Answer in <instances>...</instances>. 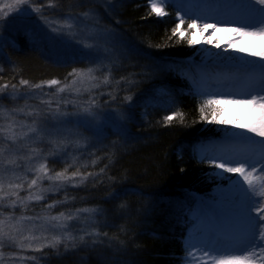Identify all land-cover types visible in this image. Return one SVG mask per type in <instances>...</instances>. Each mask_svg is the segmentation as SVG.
Returning <instances> with one entry per match:
<instances>
[{"label":"snow or ice","instance_id":"1","mask_svg":"<svg viewBox=\"0 0 264 264\" xmlns=\"http://www.w3.org/2000/svg\"><path fill=\"white\" fill-rule=\"evenodd\" d=\"M30 0H5L0 3V52L9 45V41L4 35L5 24L8 23V18L15 13L13 23L24 22L20 18L21 13H27ZM150 15L154 14L156 17L164 18L168 15L166 8L169 7V0H149ZM49 8H56L58 5L54 0H49ZM111 4H106L105 8L111 7ZM194 9L196 10L194 12ZM31 11L38 14L39 18L44 21V24L57 35L67 31L69 36L74 37L76 33L72 31L75 25L70 19L65 18L62 21H57L60 26H53V22L48 20L43 15L42 5L31 4ZM81 16L90 20L93 25H99L102 17L94 9L82 12ZM225 16L228 19L220 20L217 17ZM176 18L178 23L172 28V34L179 36L187 41L188 45H193L198 41L195 39V32L192 30L202 29L207 31L209 28L213 31L226 30L234 34H239L241 43L238 45L234 41L229 42V47L240 52L248 53L260 59L255 62V67L250 76L247 88L248 91L243 98L218 97L216 95H209L200 105V119L217 122V117L223 110L220 106L225 104L251 105L253 109L259 108L261 115L259 118H253L250 122L238 125L246 130L245 133L234 134L233 147L230 150L224 151L219 155H207L200 153L198 158L201 164L206 163L209 169L218 176L222 181L227 182V187L232 191L237 199L234 201L235 213L233 222L237 225L232 232H222L215 227L216 217L206 216L203 211V200L199 198L178 197L170 201L171 207L178 212L184 214L186 225H190L188 236L184 239V246L186 254L180 257L185 264H264V0H246L243 4H237L232 0H200L199 3H189L180 7L176 11ZM75 19V17H72ZM213 23H209V20ZM119 23V22H117ZM187 24L186 29H181V25ZM232 24L234 27L218 28V24ZM88 27V26H85ZM185 32H189L190 36H186ZM116 29L110 27H91L88 28L86 36L79 41L83 47L88 49L90 53L109 59L111 57L119 59H130L133 57H140L149 60L153 68L157 71L161 69L160 66L153 60V58L143 49L137 48L134 45L126 46L123 50H117L115 45L109 47V43L115 36ZM244 37H250L251 40L245 42ZM46 38L41 36L39 38H31L30 42L38 46L41 41ZM92 41L87 43L86 41ZM259 42V50H256V42ZM211 43V41H208ZM14 46V43H13ZM219 46V45H217ZM159 47V45H157ZM58 63V66H62ZM2 71V67H0ZM96 71L93 67L87 69H78L73 67L68 76L71 80L67 83H62L59 79L41 80L39 83L30 84L26 79L20 80V85L27 86L29 91L21 94L17 85L0 84V94L5 93L9 87L12 92L8 95L15 100L23 96H33L32 89L43 91L45 85L51 88L58 85L56 92L53 94L56 99V112L53 117L58 121V125L52 130L48 131L47 116L42 117L40 109L33 108L26 113L35 117L32 123L26 124L19 122L18 124L13 120L7 126L0 125V264H5L4 257L6 253L2 250L6 247H15L20 250H33L34 252H41L45 248L56 250L57 257L66 255L70 250H77L80 247H87L90 249L97 248L103 241L100 239L101 235L107 236V233L101 234L97 228H92L91 231L81 230L83 234L75 235L70 231L72 225L69 222L78 221L81 213H97L96 208L77 209L75 212L58 213L57 215H49V213L57 206H63L65 201H53L52 203L44 205L43 214L37 216H15L14 211H5L7 208L15 209L19 206L21 209H27L29 203L32 201L42 202L47 199V193L67 191V185L83 184L89 177H95V173L85 172L81 173L79 168L76 171H69L70 167L75 164V159L72 165H67L61 171H56L51 174L47 163H40L38 166L32 167L31 161L34 156H39V149L32 148L31 154L26 156L19 155L21 147L28 146V143H36L38 140L42 141L45 136L50 138V143L56 146L58 150H62V146L66 145L65 140H57L52 138L59 135V125L66 123L70 117H76L77 123L84 128L85 131L91 132L92 136H83L82 139L86 144L91 145L94 140L95 143H102L105 138V125L115 129V134L118 138H130L129 123L134 119L133 109L137 107L142 101L139 98H134L133 95H126L124 100L126 105L124 108L114 110L110 114L104 115V124H94L96 117L100 115L98 109L100 105L97 104L96 99H90L85 102L86 106H81L78 111L74 113L60 112V104L74 103L64 99L60 96L65 91L80 92L81 89L77 85H82L86 81L92 82L97 79L94 75ZM67 80V77L65 78ZM123 80L124 77H121ZM104 84L109 83L108 76L104 77ZM119 83V82H118ZM99 84H91V87H99ZM89 90V89H85ZM5 97L0 95V100ZM115 101L116 97L111 96ZM42 104H47L48 109L51 110L52 100H42ZM145 107L149 105L144 101ZM210 110V112H209ZM13 112H24V108L12 109ZM9 110L0 105V116L7 117ZM182 113L173 112L171 115L165 116L164 124H169L175 117L181 116ZM147 117V112L144 113ZM183 122V121H181ZM222 124H233L235 120L220 119L218 121ZM19 127L21 131L15 132L14 129ZM26 129V131L24 130ZM251 133L253 135H247ZM260 137L261 139H256ZM21 141H25L21 145ZM80 141L77 140L76 144ZM115 147L117 141H113ZM12 145H17L13 148ZM53 158H57L56 153H49ZM115 153L113 152V157ZM193 155H197L195 152ZM24 159L29 162V167L26 171L33 172L30 182H27V195L21 196V189L25 188V181L28 180L26 174H18L15 169L19 167L17 161ZM47 161V157L43 158ZM99 159V158H98ZM96 161H93L95 164ZM11 165L10 169L8 166ZM107 167V166H106ZM104 172L105 169H100ZM79 177V180L76 178ZM51 181L47 187L43 182ZM110 181H114V177H109ZM19 181V182H16ZM125 181L121 180L118 183L123 184ZM219 187V186H218ZM147 196L149 200L153 199L151 193H144L143 190L137 189L136 192H131L128 188H111L105 193L104 199L106 201H121L118 205L119 209L127 210L129 202L127 197L130 196ZM123 198V199H122ZM74 199V198H73ZM194 205V206H193ZM187 209V211H185ZM151 209L149 208V211ZM91 220V216L88 217ZM30 222L26 227L25 222ZM36 221H40L39 224ZM58 232L59 234H49ZM27 233V234H26ZM194 233H201L199 237L194 236ZM91 240V243L88 241ZM64 245L65 252L60 253L58 246ZM121 246L115 247L111 251V255L106 252H98L97 258L100 264H131V262L124 258L127 252L124 242H120ZM197 245H200L197 247ZM12 257H19L18 261H9L8 264H26L27 261H36V256H25L23 252L13 251L8 253ZM43 258V257H40Z\"/></svg>","mask_w":264,"mask_h":264},{"label":"trees","instance_id":"2","mask_svg":"<svg viewBox=\"0 0 264 264\" xmlns=\"http://www.w3.org/2000/svg\"><path fill=\"white\" fill-rule=\"evenodd\" d=\"M56 3V9L62 14L96 10L103 21L125 38L126 46L143 49L166 70L157 71L149 60L140 57L125 58L115 65L119 80L111 83L112 87L100 88L98 101L102 103V98L112 101L111 96L137 95L140 100L149 101V106L145 107L147 117H139L138 105L128 125L130 138L113 136L115 130L113 134H106L107 138L94 148L96 163H90L88 168L95 177L58 192L57 201L67 198V202L55 207L57 212L96 208L98 211L88 227L97 228L101 234L106 232L107 236L101 235L103 243L95 249L80 247L59 258L56 250L44 249L37 255V264H100L97 253L103 251L111 255L113 248L121 246V241L127 248L124 258L131 264H183L180 257L185 255L181 243L185 217L171 207L170 201L178 197L192 199L193 194L208 195L217 182L209 166L201 164L193 153L197 154L200 141L220 135L219 125L211 120V115L209 121L200 119L199 109L204 99L193 93L185 76V71L191 69L188 58L195 49L172 34L177 24L175 11L167 7L168 15L164 18L150 15L148 0H58ZM106 4L112 6L106 10ZM4 35L10 43L0 52V84L20 87L23 86L21 79L30 84L53 78L67 81L71 69L88 59L84 53L82 57L74 51L64 53V48L54 43L45 28L30 17L22 24L6 23ZM185 35L190 36L189 32ZM41 36L46 38L38 46L30 42L31 38ZM55 49L60 50L58 56L55 54L60 60L51 58ZM123 104L126 105L124 101ZM173 112L183 115L165 125L163 118ZM113 141H117L115 147ZM57 164L63 165L49 161L53 170L58 169ZM102 168L104 172L100 171ZM109 177L115 180L110 181ZM121 180L125 182L118 183ZM113 187H125L131 192L140 189L151 193L153 199L127 197L129 208L122 211L118 207L121 201L104 199L105 193ZM58 251L64 253L65 249Z\"/></svg>","mask_w":264,"mask_h":264},{"label":"rangeland","instance_id":"3","mask_svg":"<svg viewBox=\"0 0 264 264\" xmlns=\"http://www.w3.org/2000/svg\"><path fill=\"white\" fill-rule=\"evenodd\" d=\"M58 0H54V2H57ZM5 2V0H0V3ZM169 2H173L177 5V10H179L180 7H183L189 3H191V0H169ZM200 0H192V4L199 3ZM221 2H224V0H221ZM232 2L237 4H243L246 2V0H232ZM36 3L39 5H42V12L45 17L48 18V20L53 22V26L59 27L60 25L56 23L57 21H62L65 18L70 19V21L75 25V27L72 29L76 33L74 37L69 36L67 34V31L64 33H61L59 35L52 33L51 30L44 24V21H42L39 18V15L31 11V4ZM49 0H30L29 5H26V7L29 9L28 12L21 13L20 18L24 19V22H26L29 17L33 18L34 21L38 22L42 28H45L47 33L49 34L51 40L63 47V52L68 53L70 51H74L78 56L82 57L81 54L83 53L88 56V59H84V61L81 63V65H78V69H87L88 67H93L96 69L94 72V75L97 77L95 81L92 82H85L82 85H77L81 89V91L78 93L76 91H65L64 93H61L60 96H62L64 99L74 101V103H68L60 104V112H67V113H74L79 110L81 106H86L85 102L89 101L90 99H96L97 104L100 105V109H98V112L100 115H98L93 121L94 124L97 125H103L104 124V115L112 113L114 110L119 108H124L126 101L124 100V97L120 96V101H109V99H103L102 103L98 101V97L101 93H98L100 91V88H103V86L106 87H112L111 83H114V81L119 80V77L117 78L114 67L118 64L119 59L117 60L115 57H111V62L109 59L103 58V54L100 56H97L95 54H92L89 52L88 49L83 47L82 43H79L80 40H82L88 31V28L91 27H110L112 26L108 25L103 19H100L99 25H93L92 22L85 17L81 16L82 13H65L62 14L61 12H58L60 9L56 8H49L48 6ZM149 5V0H148ZM150 7V5H149ZM89 10V9H88ZM87 10V11H88ZM56 11V15H52L51 12ZM96 11V10H95ZM196 10L194 9V12ZM97 12V11H96ZM16 17V14L13 13L9 18L8 22L13 21V18ZM72 17H75V19H72ZM160 18V17H158ZM217 19L224 20L228 19V17L220 16L217 17ZM176 21L178 22L177 18ZM209 23H213V20H209ZM187 28V24H184ZM181 25V29H186ZM88 26V27H85ZM235 25L232 24H218V28L224 29L228 27H234ZM195 32V39L198 41L197 43L191 45L192 48H194V53L190 55L191 61H195L197 64V78L195 80L191 79V84L193 86V90L195 89L199 94H201L204 98H207L209 95H216L218 97L224 98V97H234V98H243L245 94V90L241 89V82L245 79H249L250 76L253 73L255 62H257L260 58L256 56H252L248 53L240 52L238 50H234L233 48L229 47V42L234 41L236 44L241 43V39L239 38V34H234L230 31L226 30H218L213 31V29L209 28L207 31H203L202 29H195L192 30ZM186 33V32H185ZM119 32L115 33V36L112 38V41L109 43V47H112L115 45L117 50H123L126 47L127 41H125V38L119 35ZM190 34V33H189ZM250 37H244L243 41L247 42L251 40ZM211 41L209 43L208 41ZM87 43H91L92 41L88 40ZM219 45V46H217ZM128 46V45H127ZM256 50H259V42L257 40L256 42ZM58 56L60 54V50H54V56ZM60 58V57H58ZM61 59V58H60ZM59 59V60H60ZM250 69L252 71H250ZM108 76L109 83L104 84L103 80L104 77ZM71 80V77L67 81H61L62 83H67ZM113 81V82H112ZM91 84H99V87H91ZM18 87V86H17ZM58 85H54L51 88H49L47 85L44 86L43 91L32 89L31 91L35 93L33 96H23L21 95L18 99H11V97L8 95L12 92L11 89H6L5 93L0 94L3 95L5 98L3 100H0V105L4 106L9 110V115L7 117L0 116V125L7 126L9 122L15 121L17 124L19 122H24L26 124H31L33 119H35L32 115H27L29 111H31L33 108H37L41 110L42 117L47 116V129L48 131H52L57 125L58 121L53 117V113L56 112V99L57 97L53 94L56 92ZM21 94L24 92H28L29 89L27 86H20L18 87ZM89 89V90H85ZM248 91V88H247ZM122 94V93H121ZM123 95V94H122ZM134 98H137V95L134 96ZM52 100V107L51 110L48 109L47 104H42V100ZM141 103L139 104V107L137 109L139 117H142L145 110V103H149L148 99L143 101V98H141ZM223 110L221 111L220 117L218 118V121L220 119H228V120H235V123L233 124H222L217 121V126H222L221 130H223L222 134L223 136L220 137L217 140H210L206 142L200 149V153H204L207 155H219L224 151L230 150L233 147V140L235 138L234 134H240L245 133L246 130L239 127L238 125L250 122L253 118H259L261 115L260 109L255 108L253 109L251 105H238V104H225L220 106ZM24 108V112H13L12 109H19ZM59 135L54 136L52 138H55L57 140H65L66 145L62 146V150H58L55 145L50 143V138L48 136H45L42 141H37L36 143H28V146L21 147V151L19 155L26 156L31 154V149L36 148L39 149V156H34L33 160L31 161V166L35 167L38 166L40 163H47V166L49 167V161L54 160L55 162L63 164L58 165V169L53 170L49 167L51 174L54 175L56 171H61V168L64 166V168L67 165H72L73 160L75 159V164L73 167L69 168V171H76L77 168H79V171L81 173L89 172L88 168L90 167V163H92L94 159V151L95 147L99 145V143H95L93 140L91 145L86 144L84 140L82 139L83 136H92L91 132H87L84 130L82 126H80L77 123L76 117H70L66 123L59 125ZM26 131V129H24ZM112 130H115L114 128L110 126L105 125V138H107L108 134H113ZM15 132L19 133L21 129L19 127L14 129ZM107 134V135H106ZM116 134H113V136ZM247 135H253L251 133H247ZM256 139H261L260 137H256ZM79 140L80 143L76 144V141ZM21 145H24L26 142L21 141ZM13 148L17 147V145H12ZM49 153H56L57 158H53V156L49 155ZM47 157V161H45L43 158ZM19 164V167L15 169V171L18 174H26L28 177V180L25 181V188L21 189V196L27 195L26 185L27 182H30L32 176L34 175L33 172L26 171V169L30 166L29 162L24 159H19L17 161ZM10 169L12 168L11 165L8 166ZM213 176L217 183L213 185V190L211 192V198H209L207 204H203V211L206 214V216H214L217 218L216 213L218 211L219 213H223L226 215L229 219V222L226 223V219H222L218 222L219 226L223 225L222 228H228L227 226H233L234 223L233 215L235 213L234 208V201L237 199L235 194L230 191L227 187V182L222 181L218 176H216L213 173ZM79 180V177L76 178ZM19 182V181H16ZM53 182L45 180L43 182L44 186L47 187L49 184ZM79 185V184H78ZM72 187V184H68V187ZM219 186V187H218ZM61 192V191H60ZM57 194L56 192H49L47 193V199H45L42 202H36L32 201L29 203V206L27 209H21L19 206H17L14 210L11 208L5 209V211H14L15 216L19 217L21 215L23 216H37L43 214L44 205L52 203L53 201H57ZM194 206V205H193ZM84 209V208H82ZM77 209H72V211L69 212H75ZM64 213H69L65 212ZM57 209H53L49 215H57ZM91 216L94 217V214L90 213H81L80 218L78 221L69 222L72 227L70 231H72L77 237L82 233V229L86 231H91L88 227L90 220H88V217ZM30 222H25V226L27 227ZM37 224L40 223V221H36ZM216 223V222H215ZM226 223V225L222 224ZM217 224V223H216ZM190 230V228H189ZM189 230L185 236V238L189 234ZM221 231V230H220ZM27 234V233H26ZM51 234H59L58 232H52L49 234V238L51 237ZM201 233H194V236L199 237ZM184 238V239H185ZM91 240L88 242L90 243ZM200 245H197L199 247ZM50 249V248H45ZM58 249H64L63 243L58 246ZM6 255L4 257L5 264H8L9 261H18L19 257H12L8 255V253H11L13 251L16 252H23L25 256H36L40 252H34L33 250L27 249V250H20L13 247H6L2 249ZM44 250V249H43ZM36 261H27L26 264H37Z\"/></svg>","mask_w":264,"mask_h":264},{"label":"bare ground","instance_id":"4","mask_svg":"<svg viewBox=\"0 0 264 264\" xmlns=\"http://www.w3.org/2000/svg\"><path fill=\"white\" fill-rule=\"evenodd\" d=\"M178 23V22H177ZM52 59H58L59 60V58L58 57H56V56H53V57H51ZM250 71H252L251 69H250ZM69 78V77H68ZM248 80L249 79H245L244 81H242L241 82V84H240V86H241V89L242 90H245V93L247 92V83H248ZM123 81H124V79H123ZM122 83H126V82H122ZM129 86V85H128ZM128 86H127V88H128ZM121 96V95H120ZM120 96H117L116 98H120ZM216 216H218V218H219V220L221 221L222 219H226L227 221H226V223H228L229 222V219H227V218H230V217H227L226 218V215H224L223 213H219L218 214V211H217V213H216ZM234 216V215H233ZM231 220H233V218L231 219ZM226 223H222V224H224V225H226ZM233 226H227L228 228H222L223 227V225H221V226H219V224L217 223V228L219 229V230H221L222 232H232V231H234L235 230V228L237 227V225L235 224V223H233L232 224Z\"/></svg>","mask_w":264,"mask_h":264}]
</instances>
